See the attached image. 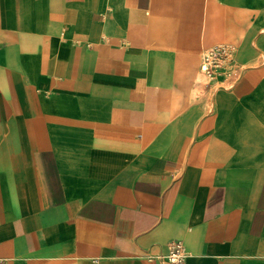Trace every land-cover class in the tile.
<instances>
[{
	"label": "crops",
	"instance_id": "obj_1",
	"mask_svg": "<svg viewBox=\"0 0 264 264\" xmlns=\"http://www.w3.org/2000/svg\"><path fill=\"white\" fill-rule=\"evenodd\" d=\"M241 71L199 82L202 52ZM264 264V0H0V257Z\"/></svg>",
	"mask_w": 264,
	"mask_h": 264
},
{
	"label": "built area",
	"instance_id": "obj_2",
	"mask_svg": "<svg viewBox=\"0 0 264 264\" xmlns=\"http://www.w3.org/2000/svg\"><path fill=\"white\" fill-rule=\"evenodd\" d=\"M199 82L214 88L222 86L220 81L234 82L241 75L236 60L234 46L219 43L206 48L199 63ZM187 252L181 240L167 243V252L157 256L161 264H186ZM0 264H9L7 258L0 257Z\"/></svg>",
	"mask_w": 264,
	"mask_h": 264
}]
</instances>
